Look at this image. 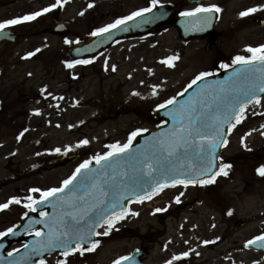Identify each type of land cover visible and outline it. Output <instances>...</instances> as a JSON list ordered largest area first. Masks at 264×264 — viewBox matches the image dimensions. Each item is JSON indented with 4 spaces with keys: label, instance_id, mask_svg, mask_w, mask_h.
<instances>
[{
    "label": "rangeland",
    "instance_id": "obj_1",
    "mask_svg": "<svg viewBox=\"0 0 264 264\" xmlns=\"http://www.w3.org/2000/svg\"><path fill=\"white\" fill-rule=\"evenodd\" d=\"M213 1L225 12L215 25L221 35L212 50H205V38L180 40L172 27L156 28L71 69L64 64V53L77 38L84 39L95 28L147 2L64 0L34 21L13 26L16 41L0 43V204L13 196L20 197L21 203L0 209V229L18 218L23 206L30 203L28 196L43 194L30 189L60 187L85 159L109 151V144L126 143L129 133L137 128L153 127L156 105L175 96L197 73L209 70L216 57L218 61L230 60L244 47L264 39V25L253 20L264 17V10L238 17L244 7L264 4V0ZM55 2L0 0V20ZM177 6L190 8L184 0ZM55 19L69 20L72 33H45ZM65 37L73 43L66 44ZM37 48L39 52H35ZM28 52L34 55L26 57ZM243 53L248 54L246 50ZM168 56L179 57L171 62L174 67L162 62ZM111 65H116L115 70ZM153 85L162 86L156 89L157 95L152 94ZM254 109L249 108L247 119L233 130L229 146L222 151L233 160L229 177L206 187L169 186L142 203L133 201L129 206L132 211L116 221L107 235L102 234L107 231L106 224L99 230L103 237L99 245L83 255H72L70 264H111L141 244L149 250L144 264H164L181 252L189 255L172 264H264L260 251L245 246L246 240L264 232V177L256 172L257 166L264 164V110ZM246 129L253 132L241 143ZM85 138L90 143L76 147ZM70 145L67 153H80L77 162L46 164ZM57 147L60 153L53 151ZM178 195L179 202L175 199ZM158 208L164 211L157 212ZM58 258L46 260L55 264Z\"/></svg>",
    "mask_w": 264,
    "mask_h": 264
},
{
    "label": "snow or ice",
    "instance_id": "obj_2",
    "mask_svg": "<svg viewBox=\"0 0 264 264\" xmlns=\"http://www.w3.org/2000/svg\"><path fill=\"white\" fill-rule=\"evenodd\" d=\"M64 0H56L55 3H50L48 6L40 8L37 11H32L21 16L11 19L0 20V31H4L11 26L20 25L25 22L34 21L37 17L44 13L57 8ZM161 3V0H151L150 6L139 8L131 12L129 15L119 17L115 21L97 27L90 35L97 36L105 33H110L113 29H121L127 21L134 20L140 17L145 20L144 13H149ZM92 3L88 4L91 8ZM258 10H264V4H257L248 7L239 12L241 17H245ZM213 11H221L216 4L204 5L200 4L196 8L186 9L181 12V16L191 17L197 13L211 14ZM83 14V13H81ZM147 19H155L150 17ZM210 15L203 17L206 26L210 25ZM7 35V33H5ZM66 44H72L73 41L65 37ZM79 42L78 38L77 41ZM251 55H236L231 64L221 63L220 68H229L232 65L239 64L241 67L237 68L230 79L216 82L217 87L213 89L214 96L211 99H206L203 96L196 100L190 99L183 102L179 106L178 111L169 112L172 116L174 127L166 133H161L154 136L150 142V147L147 150L132 152V144L134 139L147 129L137 128L129 133L126 143L121 144L119 141L109 144L107 147L109 151L102 154L97 153L82 163L77 165L70 176L64 179L60 187H52L47 189L32 188L31 192L43 193L37 197L28 196L26 208L35 210L38 204H46L49 202V197L56 199L54 208L59 206L60 215L58 217L49 218L48 232L45 235L42 230H36L35 234L39 239L30 242L29 244L21 245L27 250V254L40 255L47 252L50 255L55 249H62L60 258L55 260V264H70L69 258L74 254L83 255L85 252L93 251L99 245V240H91L95 228L101 223L107 225V231L102 233L107 235L118 220H122L132 211L130 208H124L121 205L123 196L121 189L133 190L132 195L136 191H140L147 185L149 191L143 192V195L138 197V202H143L145 199H151L152 196L162 192L165 188L176 185H204L215 182V177L220 175H227L226 169L231 165L228 163H219L216 161H223V158L218 156L216 149L221 146H227L229 141L225 136L223 125L228 122L230 116L235 117V123L231 124V128H235L240 124L246 116L249 105H261L264 103V98L257 94V92L264 93V44L257 47L250 45L246 46ZM87 49H77V51H86ZM40 49H35L39 52ZM34 52L26 53V57H31ZM178 56L165 57L162 62L168 64L170 67L175 65L171 62L178 59ZM94 59V57L92 58ZM92 59L83 60H65L64 64L71 69L76 64H89ZM106 67H107V62ZM115 70L116 65H111ZM211 75L210 72H199L188 85L191 88L202 78ZM143 83V81H142ZM153 95H157L156 89L162 87L161 85H153ZM43 91V89L41 90ZM187 91V89H185ZM139 95L138 92L134 93ZM49 95H51L49 93ZM177 95H180L178 93ZM177 97L172 96L157 104V108H164L166 105L174 104ZM238 109V111H237ZM37 114L40 109H34ZM255 115V112H253ZM81 123H83L81 121ZM71 127V125H70ZM28 129H24L26 132ZM23 135V132L20 134ZM19 139V137H18ZM243 143V138L241 139ZM90 142L88 139H81L77 142L76 147L86 146ZM197 149V156L202 162L201 167L192 173V178L185 179L182 174L177 171V164L182 155H186L187 151L192 148ZM247 147V145H245ZM72 146L64 149L67 154ZM53 151L60 153L61 148L57 147ZM95 161L99 165V169L91 168L92 162ZM218 168V171H213ZM111 169V172H109ZM146 170V175H145ZM256 172L264 177V164H261ZM206 174H212L211 178H203ZM92 175L95 182L89 180ZM78 177H83L79 185L74 182ZM87 181V182H86ZM71 186V187H70ZM67 190V191H66ZM81 193L77 195L76 193ZM57 194H62L58 196ZM183 195V193H180ZM179 202L180 196L175 197ZM89 201H93V205L89 206ZM20 204L21 198L17 196L11 197L6 203L0 204V209H7L12 203ZM102 205V206H97ZM119 208V211L116 209ZM157 212L164 211L158 208ZM231 209L229 213L231 214ZM89 213H91L89 215ZM137 214L138 213H134ZM28 216V212L23 213ZM41 215L47 216L46 212H41ZM83 221V224L81 223ZM43 223V221H41ZM59 225L61 230H57ZM32 225H25V230ZM16 225H12L0 231V237H6L9 234L15 235L14 229ZM216 239H220L216 237ZM88 240L91 248L85 247L84 241ZM203 243L208 244L209 241ZM257 245L264 248V232L253 236L251 239L245 241V246ZM0 247H3L0 244ZM19 249L13 248L8 256L11 257L13 253L18 252ZM189 252H181L178 255H173L171 260H166L164 264H172L173 260H178L182 256H188ZM127 256H121L114 260L112 264H121L122 261L127 260ZM8 264H17V261L10 260ZM39 264H48V261L41 256ZM256 264V262H254Z\"/></svg>",
    "mask_w": 264,
    "mask_h": 264
},
{
    "label": "water",
    "instance_id": "obj_3",
    "mask_svg": "<svg viewBox=\"0 0 264 264\" xmlns=\"http://www.w3.org/2000/svg\"><path fill=\"white\" fill-rule=\"evenodd\" d=\"M144 17H145V20H142L141 18H136V21L129 22V34H133V33H137V32H144V31L148 30L149 28L153 27L156 23L161 21L163 19L164 15H163L161 10L155 9L149 13H146L144 15ZM150 17H155V19H150V20L147 19ZM137 25H140L142 27H140L137 30L132 28V27H135ZM51 31L57 32V33H62L63 30H61L60 28L59 29L55 28V29H52ZM195 35H198V33H195ZM94 43L91 42V39L87 40L86 42H83L82 44L76 45L73 49L70 50V53L76 54L77 56H81V55H83V53H91V51H89V50L88 51H82V53L81 52L75 53V51L77 49L82 48L83 46H85L84 49H88V48L90 50L94 49V46H95ZM213 44H214V40H212L210 42V44L207 46V48L212 47ZM239 67H241V65H237V66L231 67L229 69H226V70H223V71H220L218 73L211 74L209 76L202 78L200 81H197L196 84L192 85L191 88L188 87L187 91H185L182 95H180L174 104H170L168 106H165L162 109H159L156 113V116L158 119H165L166 124L160 125L155 132L146 131L144 133H140L134 139L131 151L132 152H139V151L147 150L150 147V142L153 140L154 136H157L161 133H166V132H168V130H170L174 127L173 118H172V116L168 115L169 112L178 111L180 104L183 102H187L190 99L196 100V99L200 98L201 96H203L206 99H211L215 94L213 89H215L217 87L216 82L225 81L226 79H230L232 74ZM257 94L260 96L264 95V93H260V92H257ZM237 111H238V109H237ZM233 118H234V116H230L228 119V122L223 125L224 133H226L227 126ZM216 151H217V154L219 156L220 147H218L216 149ZM201 163L202 162L199 160V158L197 156V149L194 147V148L188 150L186 155L181 156V158L177 164V171L180 172L182 174V177L185 179L192 178L193 171L196 169H199L201 167ZM216 163L218 165V161H216ZM90 167L94 168V169H99V165H97V164L91 165ZM216 169H214L213 171H215ZM109 172H111V169H109ZM145 175H146V170H145ZM209 175H211V174H206L205 176H209ZM81 179H83V177H78L77 181H75L74 183L79 185V182ZM89 180H91L92 182H95L92 175L89 176ZM132 191L133 190H131V189H129V190H124L123 188L121 189V195L123 196V199L121 201L122 207H124V208L126 207V203H127L128 199L129 200L138 199V197L143 195V192H147V191H149V189H148L147 185H145L142 190L136 191L135 195H132ZM76 194L80 195L81 193L77 192ZM57 195L60 196L62 194H57ZM48 199H49L48 203L38 204L37 206L39 208H42V209H44V208L47 209L48 215L45 216L46 219H48V217L49 218L58 217L60 215L59 206L57 205L56 208L53 207V205L56 203V199H54L52 197H49ZM93 203H94L93 201H89V206L91 207L93 205ZM97 206H102V205H97ZM116 211H119V208L116 209ZM90 214L91 213H89V215ZM81 223L83 224V221ZM58 230H61L60 227L58 228ZM90 239L95 240L94 233L92 234ZM10 240H11L10 238H6L5 239L6 244H9ZM84 245H85V247H88L91 244L89 243L88 240H85ZM248 247L258 249V250H262L264 252V248L258 247L257 245H251ZM46 254H47V252L45 254H42V255H32L29 258L30 263H28V264H33V261L37 257L44 256ZM146 254L147 253H146L144 247H142L141 251H134L132 253V255L129 256L127 260L122 261L121 264H142V259L145 258ZM15 255H18L17 259L22 257V259L20 260V263H18V264H25L27 262L26 258L28 257L29 254H27V250L23 248V249H20L17 253H15Z\"/></svg>",
    "mask_w": 264,
    "mask_h": 264
},
{
    "label": "flooded vegetation",
    "instance_id": "obj_4",
    "mask_svg": "<svg viewBox=\"0 0 264 264\" xmlns=\"http://www.w3.org/2000/svg\"><path fill=\"white\" fill-rule=\"evenodd\" d=\"M187 4H189V5H192V4H190V3H188L187 2V0H184ZM179 2H182V0H179ZM202 2H200L199 4H201ZM163 4H166V2H164ZM168 4V3H167ZM166 4V5H167ZM194 5H196V4H194ZM181 11H182V9L181 10H179V12H177V14H180L181 13ZM254 21L257 23H259V24H262V19H260V18H254ZM218 34H219V37H220V33L218 32ZM261 41H259L258 43H260ZM217 60H219L218 58H217ZM216 61H214V63H215Z\"/></svg>",
    "mask_w": 264,
    "mask_h": 264
},
{
    "label": "bare ground",
    "instance_id": "obj_5",
    "mask_svg": "<svg viewBox=\"0 0 264 264\" xmlns=\"http://www.w3.org/2000/svg\"><path fill=\"white\" fill-rule=\"evenodd\" d=\"M202 261H205V260H202Z\"/></svg>",
    "mask_w": 264,
    "mask_h": 264
}]
</instances>
